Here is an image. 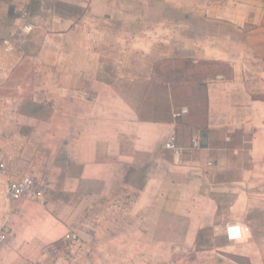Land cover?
<instances>
[{"label": "crops", "instance_id": "0c3cea01", "mask_svg": "<svg viewBox=\"0 0 264 264\" xmlns=\"http://www.w3.org/2000/svg\"><path fill=\"white\" fill-rule=\"evenodd\" d=\"M111 26L138 47L157 33L164 43H151L153 54L225 65L200 85L203 114L188 115L199 105L190 101L172 117L191 98L176 94L184 86L149 76L134 102L131 83L106 79L97 46ZM255 93L264 95V0H0V159L12 178L33 174L50 187L45 205L6 201L0 176L1 262L63 264L45 253L60 254L69 232L78 238L71 264H188L175 252L196 251L206 232L224 236L232 222L247 232L225 246L250 244L237 211L264 163ZM170 136L180 152L164 147Z\"/></svg>", "mask_w": 264, "mask_h": 264}, {"label": "rangeland", "instance_id": "374dc122", "mask_svg": "<svg viewBox=\"0 0 264 264\" xmlns=\"http://www.w3.org/2000/svg\"><path fill=\"white\" fill-rule=\"evenodd\" d=\"M102 28L103 27L100 28L99 26H96L95 31H98L99 29L103 30ZM111 28L113 29L111 34L112 37H109L108 42L102 41V43H99V47L97 46V50L102 54V70H105L106 72V79L115 83L121 81L131 83V85L137 83L138 86H135L134 90H131L129 87L131 85H128V98L134 102H139L143 93L144 95L146 94L144 87L148 81H144V78L149 76L152 78L151 80H155L159 84L169 83L177 84V87L184 86L181 88L179 87L176 94L179 95V97L190 96L191 98L189 99V102L186 100H178L175 102L173 107L175 110L172 111H179L182 108L180 107L179 109L177 104H190V101H192L194 103H199V105L194 106L191 104L192 106H186L188 108V115H190V112L195 116L203 114L205 107L201 102L204 100L205 91L200 85L202 83L204 84L206 81L215 79V77L219 75V69H214L209 65L210 63L206 61L199 64L193 63V58L180 59V57L165 56L163 55L165 51L163 48V51L160 54L151 53L147 48L149 46L151 47V43L161 44V46H163L164 43V41L162 42V40L160 41V39H156L157 33L153 35L150 31H147V33L141 35L142 38L145 37L146 39L144 47L147 49H143V45L138 47L135 43L123 41V38H120L117 26H111ZM27 44L30 45L31 50L34 49L31 42H28ZM125 51L129 53L127 54L128 57L125 59V66H122L120 61L122 59L124 60L123 56L126 53ZM151 68L152 71H150ZM127 78L132 80H127ZM141 80H143L144 83H142ZM254 81H257V79L254 78ZM196 86L198 88H196ZM138 88L139 90L137 91L136 89ZM253 90L259 92L261 88L258 87ZM157 93L159 94L160 92ZM160 94H162V92ZM255 97H264V95H256L255 93ZM32 108L33 107L31 106L30 109ZM156 109L162 110L163 107L157 106ZM44 110L38 109L37 113H41L42 111L45 113L46 109ZM238 135L239 134L236 133L234 136L238 137ZM256 171L261 175L258 178L259 186L247 187L244 195L245 199L242 201L241 206L237 211V215L242 217L250 227L248 239L251 243L247 245L236 243L233 246L226 247L225 245H228V243L224 239L223 232L211 229L206 232L205 237L203 236V239H201L196 245V251L194 249L176 251L175 259L177 261L186 258L191 260V263L188 264H212L214 261H217L216 264H264V163L258 164ZM242 218L232 220L238 221L242 220ZM204 239L205 241H203ZM60 243L61 245L63 243V246H59L58 248L60 249V254L56 249L53 250L54 252L52 254L46 252V259L50 260V263H54L57 258H62L64 260L63 264H71L72 257L76 253L75 246L77 242L68 244L67 241H62ZM206 246L218 248L215 249L217 251L215 252L220 256L215 252H200V248Z\"/></svg>", "mask_w": 264, "mask_h": 264}, {"label": "built area", "instance_id": "2783aa9c", "mask_svg": "<svg viewBox=\"0 0 264 264\" xmlns=\"http://www.w3.org/2000/svg\"><path fill=\"white\" fill-rule=\"evenodd\" d=\"M26 10L21 12V18L26 17ZM24 29H31L30 25H26ZM187 113V108L182 107L179 111L172 113L173 118H179ZM192 145L197 146V141L193 140ZM164 147L173 150L175 153L180 152L181 148L177 147L174 138L170 136L165 142ZM211 162H209V165ZM0 176L4 178L3 195L6 201H16L21 198L32 200L40 205H45L48 201L50 193L49 182L45 177H36L33 174H27L17 179L11 177L6 163L0 159ZM7 230H2L0 234V243L5 239ZM247 227L240 223H228L224 228V237L227 241H241L245 237ZM64 239L69 242L78 240L76 234L69 232L64 236ZM70 244V243H69ZM54 251H51L52 254ZM0 264H3L0 260Z\"/></svg>", "mask_w": 264, "mask_h": 264}, {"label": "trees", "instance_id": "16d2710c", "mask_svg": "<svg viewBox=\"0 0 264 264\" xmlns=\"http://www.w3.org/2000/svg\"><path fill=\"white\" fill-rule=\"evenodd\" d=\"M204 61H201V62H197V63H199V64H202ZM210 64V66H212L214 69H219L220 70V72H222V71H224L225 69H226V66L225 65H221V64H218V63H215V62H209ZM204 69V68H203ZM205 70V69H204ZM219 72V73H220ZM204 73H205V71H204ZM261 99H263L264 100V97H260Z\"/></svg>", "mask_w": 264, "mask_h": 264}, {"label": "water", "instance_id": "95a60500", "mask_svg": "<svg viewBox=\"0 0 264 264\" xmlns=\"http://www.w3.org/2000/svg\"><path fill=\"white\" fill-rule=\"evenodd\" d=\"M207 143H206V133L202 132L200 134V147H206Z\"/></svg>", "mask_w": 264, "mask_h": 264}]
</instances>
